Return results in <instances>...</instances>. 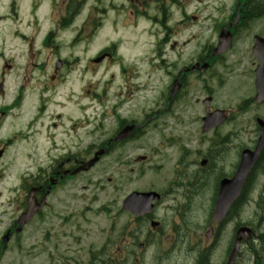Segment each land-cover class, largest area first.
Listing matches in <instances>:
<instances>
[{
	"label": "rangeland",
	"instance_id": "rangeland-1",
	"mask_svg": "<svg viewBox=\"0 0 264 264\" xmlns=\"http://www.w3.org/2000/svg\"><path fill=\"white\" fill-rule=\"evenodd\" d=\"M211 2V0H209ZM201 2L204 0H191L189 4H186L185 1L182 4L172 5L170 0H167L166 3H169V7L171 8L172 12L168 17V23L170 25H174V23H178L181 19V11L186 10L190 12L191 17H195V20L191 21V26L188 29L187 35L185 36V30L179 31L180 29L177 28L176 39L178 41H183L185 38L188 37L190 31L200 33L202 27L205 24H202L203 21H207L206 18H203L207 14H212L215 12V8L211 6H203ZM149 6L151 10L148 11L150 14H155L154 10H156L155 6L156 3H150ZM157 14V13H156ZM160 16V14H158ZM81 19H76L74 25L80 24ZM203 20V21H202ZM115 19L112 16H108V20H106L105 25L102 27L99 33L94 37L91 33L86 29L82 31L80 43L72 46L71 41L72 37L75 35V32L65 33L64 40H65V47L62 50V55L69 57L70 59L74 60L70 66L71 75L70 78L66 77L64 81L65 84L69 83L73 80L75 82V91L74 96L70 93V91L65 87L64 91H62L61 102L65 105L63 108H59L55 104L47 108L46 113L54 114L55 112H62L64 117V124L63 127L66 130L68 128V120L73 121H81L83 118L89 117V123L84 127L81 131H90L94 125L96 128V136L95 138H85L83 139L84 144L91 141V140H101L110 136L111 132L114 129V125L109 120H106L102 126L99 127V121L94 124L91 119L93 105L95 104V115L96 120H99V115L101 113V106L98 103H94L91 99V95H86V90H92L97 94H104L108 97L109 101L117 100L114 95L120 97L118 92H122V95L127 93L134 92L135 86L131 83V78L128 76V69L124 70V72H120L119 74L116 73L115 67H109L106 63H103L101 66L92 67L91 65L89 68L87 67L88 59L92 57L95 53L103 49L105 46H108L110 42H114L116 47L119 45L117 51L120 53L121 57V65L122 66H134V70L129 71L133 75H138L137 82L142 80V82H138L137 85L141 86L147 81V75L153 76L150 71L147 70L148 66L145 64L146 61L151 60V52L153 51V43L155 41L154 37L156 26L149 25L146 19H142L137 21V24L130 28L125 25H120L119 22H114ZM209 23V22H208ZM125 27V28H124ZM150 31L154 33V36L150 34ZM162 36V34H160ZM120 42V43H119ZM109 43V44H108ZM180 51V48L177 50L178 53H182V58H185L184 54H195L198 50V44L195 42ZM144 52H141V51ZM45 49V54H46ZM153 53V52H152ZM77 56V57H76ZM135 59V60H131ZM152 68V67H151ZM116 73V74H115ZM113 74V77L110 75ZM116 76H118L116 78ZM76 78L78 80L76 81ZM110 78V79H109ZM109 79V81H108ZM113 82H111V80ZM146 90L138 91L136 94L131 95V100L125 102L123 106V111L128 113L130 116L134 117L143 116L145 112H149L156 108L157 104H161V109H163V101L159 99L158 95L160 91H166V82L156 83L152 80ZM212 85V84H211ZM225 87V83L222 87L218 88V96L217 100L215 101V106H222V107H232L235 111H238L237 104L241 100L234 101L230 98L228 93H223L226 89L219 93V91L223 90ZM226 88V87H225ZM252 90L251 87H247L244 90L238 91V94L243 97L248 95L247 91ZM202 95V93H200ZM164 96V95H163ZM70 97V101L67 102L66 99ZM242 99V98H241ZM97 102V100H96ZM82 104V107H87L85 113L83 109L78 106V104ZM110 104V102H108ZM128 105V111H127ZM264 107L260 108L263 110ZM78 111V112H77ZM175 112L177 116H180L181 125L177 121H173L170 116L161 115V117L156 121V125H160L162 122H166L167 124L175 125L170 130L171 133H181L184 126L187 127V120L185 119L184 112H183V104L177 105L175 109L172 110V113ZM198 113V109L193 106L191 109H188L187 117L190 119L194 117ZM94 115V113H93ZM244 118L248 117V115L242 116ZM20 122V121H19ZM18 122V123H19ZM245 124L242 126V129L238 131V135L235 137L233 143L235 144H247L250 143L255 136V128L252 121L244 120ZM48 123V117L44 118V124ZM99 127V128H98ZM103 127V129H101ZM226 129V128H225ZM61 130V129H60ZM151 133L149 132V135ZM182 135V134H181ZM101 136V137H100ZM38 140L43 141L42 135L38 138ZM44 144H41V147ZM64 151V149H63ZM61 149L58 150L59 153L63 152ZM191 157V156H189ZM227 158H233L232 153L227 155ZM108 161V160H107ZM106 159L95 169L97 171H104L106 166ZM45 163V156L42 150L38 151L36 157L32 164L39 165ZM15 166H12V169ZM171 168V165L168 163L167 169ZM104 180V178H102ZM84 182L81 179V184ZM5 186L1 184L0 190L6 191L12 184L9 182L7 178ZM131 186V185H130ZM77 187V185H74ZM74 190V189H73ZM264 191V174H260L258 178L255 179V187L249 193V200L241 207V211L239 212V216L236 217L234 223L242 222V223H256V232L264 235L263 233V220L262 212L263 209L261 206L264 205V201L260 206V210L258 209L257 200L259 192ZM5 200L0 199V264H60L64 260L67 261L65 258L67 256H73L77 258L78 253L81 251V248H87L88 246L93 245L95 249H98L105 241L104 233L100 231V218H96L93 216H78L74 218V220H70L68 222H61V220L57 216H50L49 210L45 211L43 214V219L41 215L36 217L32 223L27 225L21 233H16L10 240L2 244V236L6 233L5 231L11 230L13 232V225L14 217L17 213L16 207L13 205H9L8 202ZM67 202L72 204L74 207L78 208L79 210L82 209L83 203L82 201H77L74 198H67ZM3 203V204H2ZM69 209L65 208L64 205H61L59 208H55L53 213H57L60 215H67L69 213ZM92 219L97 223L95 224L90 223L89 218ZM74 222L75 224L79 225L80 231H75L73 237H77L76 235L80 236V243L76 245V250L74 249V245L69 242V240H65V233H68L69 229L71 228V223ZM233 223V224H234ZM232 225L229 226L227 233L230 234V230ZM252 225V226H253ZM65 233H61V232ZM14 233V232H13ZM260 235V236H262ZM262 241L264 238L262 237ZM259 243V246L263 245L264 242ZM257 245V242L255 243ZM257 246V247H259ZM78 253H77V252ZM253 257L258 261L260 264H264V255L260 252L255 253ZM252 258L246 247H243L241 252L240 264H252ZM69 259V258H68ZM80 258H78L79 261Z\"/></svg>",
	"mask_w": 264,
	"mask_h": 264
},
{
	"label": "flooded vegetation",
	"instance_id": "flooded-vegetation-1",
	"mask_svg": "<svg viewBox=\"0 0 264 264\" xmlns=\"http://www.w3.org/2000/svg\"><path fill=\"white\" fill-rule=\"evenodd\" d=\"M7 1L4 3L3 8L0 9V97L4 100L0 102V125L7 118L10 113H17L21 111L23 102L26 97L30 98L32 90V71H33V52H32V41L33 35L32 31L25 29L26 27L22 24V18L19 17V11L14 7V1ZM19 22V23H18ZM20 24V26H19ZM51 83L58 79V72L54 69L47 76ZM47 87V83L44 84L39 89ZM41 96V95H39ZM42 112V108L39 107ZM39 111H36L38 113ZM41 114V113H40ZM39 114V115H40ZM39 115L37 117H39ZM33 122L34 117H30L26 124L24 125L25 135L28 139L31 138L33 134ZM56 124L52 123L51 127L53 130L56 128ZM16 135H13L11 139H7L4 142H0V161L6 156V150L9 144L16 139ZM54 137V135H51ZM31 152H27L25 157L29 158ZM80 158L78 156L67 157L56 156L53 163L49 166L45 172L38 170L35 173L29 171L25 172L20 176L19 186L24 188L26 183L29 185L28 189L35 187V197L45 196L46 200L52 194L56 201L59 200L57 190L63 187L65 179H72V177H67L64 174L65 162H77ZM194 170H187L184 174V178L180 180V186L183 189H190L188 183L192 180ZM175 181H172L166 186L167 189L172 188ZM17 196V195H16ZM15 202L18 207L21 204H25L26 192L22 193V199L20 196L15 197ZM183 208H174L171 210H181ZM128 212L119 211L118 218L121 223L125 222L128 218ZM138 219H144L143 217H136ZM171 222H175V218ZM128 223V222H127ZM126 223V226H127ZM176 223V222H175ZM74 224V223H73ZM79 225L74 224L69 229L70 232H75ZM211 227L210 238L206 239V230ZM223 229V223L220 221L217 224H211L210 219L206 226L204 224H199L188 232L192 233L195 238V248L184 249L186 251L182 252V256L176 255L174 264H224L223 260L218 261L221 255H217L218 242L220 240V233ZM166 232H170L172 235L181 238V234L177 231V227L173 226L171 223L166 225ZM156 235H163L161 227L156 229ZM188 234V233H187ZM70 235H66L65 238ZM205 237V240L203 239ZM127 250L121 249L120 245L114 244L111 246V252L106 255V259L99 261L101 264H129L128 262ZM180 255V254H179ZM93 257V258H92ZM96 254L88 253L83 255V259L79 261L78 264H93L92 259H95ZM135 264H138L136 259Z\"/></svg>",
	"mask_w": 264,
	"mask_h": 264
},
{
	"label": "water",
	"instance_id": "water-1",
	"mask_svg": "<svg viewBox=\"0 0 264 264\" xmlns=\"http://www.w3.org/2000/svg\"><path fill=\"white\" fill-rule=\"evenodd\" d=\"M257 88L259 91V95L258 96H264V71L262 70H258V74H257ZM262 135L260 137V141L264 140V128L262 127L261 129ZM258 150V148H257ZM257 150H255L254 152L247 153L244 156H248L243 162V165H241L240 168V172L234 176L230 181H226L222 182L221 188H220V192L218 195V199H217V203H216V212L218 211V213L220 215H223V213H225L227 206L229 205V203L231 202V200L233 199L232 197H234L235 195L238 194L239 192V188L241 186V184L243 183V180L245 178V168L249 165V162L252 161L253 159H256L257 156ZM224 183H228L230 185L229 188H227L226 190L223 189V185ZM148 197H151V195H147ZM36 210L34 209L33 205L30 204V207L27 211V213L24 215V217L28 220L29 217L35 212ZM28 217V218H27ZM244 236V233H241Z\"/></svg>",
	"mask_w": 264,
	"mask_h": 264
},
{
	"label": "trees",
	"instance_id": "trees-1",
	"mask_svg": "<svg viewBox=\"0 0 264 264\" xmlns=\"http://www.w3.org/2000/svg\"><path fill=\"white\" fill-rule=\"evenodd\" d=\"M261 204H262V201H260V203H259V205L261 206ZM258 205V206H259ZM260 206H259V209H261L260 208ZM262 207V209H263V212L260 210V212H262V217L261 218H264V205L263 206H261ZM264 236V235H263ZM264 238V237H263ZM263 242V241H262Z\"/></svg>",
	"mask_w": 264,
	"mask_h": 264
},
{
	"label": "bare ground",
	"instance_id": "bare-ground-1",
	"mask_svg": "<svg viewBox=\"0 0 264 264\" xmlns=\"http://www.w3.org/2000/svg\"><path fill=\"white\" fill-rule=\"evenodd\" d=\"M237 236H238L239 238H242L243 240L246 239V236H243V237H242V236L240 235V233H237Z\"/></svg>",
	"mask_w": 264,
	"mask_h": 264
}]
</instances>
